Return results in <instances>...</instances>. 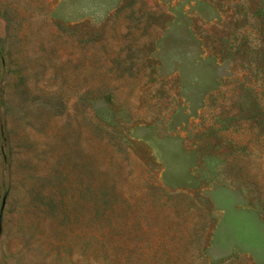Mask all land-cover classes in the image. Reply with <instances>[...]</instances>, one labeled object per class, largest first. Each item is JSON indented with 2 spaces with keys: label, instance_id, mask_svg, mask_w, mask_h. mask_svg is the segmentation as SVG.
I'll return each instance as SVG.
<instances>
[{
  "label": "rangeland",
  "instance_id": "1",
  "mask_svg": "<svg viewBox=\"0 0 264 264\" xmlns=\"http://www.w3.org/2000/svg\"><path fill=\"white\" fill-rule=\"evenodd\" d=\"M263 22L0 0V264H264Z\"/></svg>",
  "mask_w": 264,
  "mask_h": 264
},
{
  "label": "trees",
  "instance_id": "2",
  "mask_svg": "<svg viewBox=\"0 0 264 264\" xmlns=\"http://www.w3.org/2000/svg\"><path fill=\"white\" fill-rule=\"evenodd\" d=\"M264 30V22H263V28H261ZM245 47H248L247 44L245 42H243ZM262 43H264V35L262 37ZM262 44L259 43V45L257 47H255L253 52H254V55H250L249 57L256 63L255 64V68H260V72L261 74H264V50L263 51H259V47L261 46ZM263 47H264V44H263ZM250 51H252L251 48H249ZM243 58H248L247 56H243ZM250 61V60H249ZM241 105V108L244 109V107L242 106V103L240 104ZM259 108L258 107V104L257 102L255 101V98L252 99V105H250V108L249 109H257ZM254 115V114H253ZM263 120V119H262Z\"/></svg>",
  "mask_w": 264,
  "mask_h": 264
}]
</instances>
